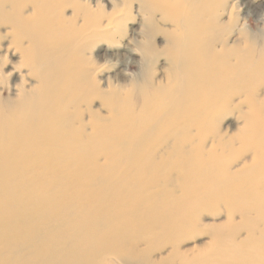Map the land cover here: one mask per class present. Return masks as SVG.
Returning a JSON list of instances; mask_svg holds the SVG:
<instances>
[{
    "label": "bare ground",
    "instance_id": "obj_1",
    "mask_svg": "<svg viewBox=\"0 0 264 264\" xmlns=\"http://www.w3.org/2000/svg\"><path fill=\"white\" fill-rule=\"evenodd\" d=\"M26 1L0 0V28L11 29L4 35L14 47L0 58V84L18 80L15 97L0 94V264H166L154 257L168 246L169 264H207L215 253L228 259L223 264H247L243 249L251 243L253 264H264V141L256 142L250 159L256 182L247 183L232 167L214 174L212 158L205 157L241 139L244 127L230 135L223 121L247 119L244 95H257L264 105L260 88L244 83L264 65L253 55L256 32L237 13L238 2L146 0L148 10L161 11L172 26L143 22L172 47L167 77L117 86L107 76L104 87L96 76L106 67L85 53L76 57L83 65L75 66L72 38L54 42L40 33L56 23L55 12L25 14ZM61 1L82 17V43L114 33V19L99 18L94 6ZM4 35L0 30V43ZM134 46H127L130 58L133 51L144 59L156 54L143 35ZM15 52L19 59L4 71ZM33 78L37 84L27 83ZM222 79L227 98L215 93ZM96 100L105 113L93 108ZM254 192L256 231L242 204L245 193ZM222 210L230 227H209L213 245L182 252L179 234L196 229L206 212Z\"/></svg>",
    "mask_w": 264,
    "mask_h": 264
},
{
    "label": "rangeland",
    "instance_id": "obj_2",
    "mask_svg": "<svg viewBox=\"0 0 264 264\" xmlns=\"http://www.w3.org/2000/svg\"><path fill=\"white\" fill-rule=\"evenodd\" d=\"M82 1L89 3L92 7L94 6L93 9L99 13V18H103L104 20L105 17H103V15L107 14L110 19H114V24L110 26L114 33L110 35V37H101L100 39L96 38L89 43H82L83 39L81 37V32L77 30V28L81 26L82 17L77 16L71 6H67L65 8L61 0H28L23 3L22 7L25 8V14H32L33 12H41V10H43L48 12L50 16L53 17L55 12L56 23L52 28L42 29L40 33L45 37V39L51 38V40L54 42H60L66 38H72L75 42L71 51V61L75 66L79 67L83 65L81 61L76 59L79 53H85V55L90 57L94 62L104 65L106 69L96 76V79L99 80L102 86H107V80L105 79L107 76H110V80L115 82L117 86H127L132 82L151 84L153 81V74L157 77V80H165L164 77H167L166 67L167 64L170 63L168 57L169 53H171L170 51L172 47H166V38L163 34L156 33V31L149 32V30L143 26V22L153 18L155 22L153 28L160 27L163 29H171V24L169 22L163 21L161 11L151 12L148 10V4L146 0ZM236 1L239 4V7L236 9L237 13L241 18L242 16H247L245 17V24H248L249 28L256 32V45L253 49V55L256 61H258V59H263L261 63L264 65V39L261 37L262 32L264 31V0ZM5 9H11V4L7 3L5 5ZM227 17H229L228 14L223 15L224 19ZM239 21L242 22L240 18ZM241 27L242 26L239 25V27L234 28V30L239 31ZM0 30L3 35L11 33V29L9 27L3 26L0 28ZM142 35L144 40L149 42L157 55L154 54L153 57L151 56L147 59H144L139 51H133L136 53V55L130 58L131 56H128L126 50L127 46L128 48L135 49V40L142 39ZM7 47L14 49V47L11 45V39L4 35L3 41L0 43V58L2 60L5 59L4 54H7ZM15 53L16 54L14 57H6V59H8V65L4 67V71H8L11 67L9 65L13 64V61L19 59V53ZM74 72L76 73V71ZM142 73H144L145 76L139 77V75H142ZM263 75L264 72H259L256 70V75L250 77L249 81L244 83L251 84L252 87L256 88V92L260 88V92L264 93V85L261 84ZM116 78L117 80H115ZM136 78H138L140 81H138ZM245 79L246 78L243 80ZM255 79L256 81L253 82ZM27 83L32 85L37 84L34 78L28 79ZM16 84H18V80L15 78L11 79L10 82L0 84V94L2 97H15L16 91H13L11 88ZM220 84V88L216 90L215 93L218 97L227 98L228 91L224 85L223 79ZM137 99H139L138 93ZM242 100V109L247 115V119L243 120V118H238L235 115H229L223 121L224 128L230 135L236 132L237 126L244 127V132L242 133L241 139L235 142L229 148H223V150L209 153L205 157L212 158L211 161H208L211 164L210 172L214 174H221L222 170L227 171V168L232 167L231 172H235V170L243 171L242 178L244 181L249 183L256 182V166H253L250 160L251 156L253 155V150L256 148L257 141H264V135L261 131V128L264 127L263 123H261V118L264 115V105L259 104V97L257 95H252V93L244 95ZM199 103L203 104L204 102L200 101ZM101 107L102 106L100 105L99 100H96L93 103L94 109H100ZM102 113H105L103 107ZM90 131L91 129L88 128V132ZM101 161H103V159H101ZM205 191L208 194L213 193L212 188H208ZM195 199L197 200L198 197H195ZM242 199L244 200L242 201V204L245 207L250 208L246 212L245 217L253 221L252 223L254 230L256 231V192L245 193ZM229 213H232V211ZM228 216L229 214H227L225 210H222L220 214L206 212V214L203 215L199 220V224L196 229L190 230L183 235L179 234L177 239H175V241L180 243V250L184 253L191 254L193 251H197L199 248H202L206 243L213 245V239L210 237V232L212 231L209 227H230ZM241 220L242 219L240 218L239 214L235 216V221ZM251 230H253L252 227ZM247 233V229H245L243 231L242 237L245 238ZM254 241H256V238L252 242ZM244 247L246 248L243 249V252L248 257L247 264H253L256 259V244L251 243L245 245ZM171 249V246L166 247L161 252H158L154 259H157L160 255L161 258L166 259V264H169V258H166V256L167 254H170L169 251ZM260 252L261 250H259V253ZM205 255L208 256L209 253L206 252ZM209 260L210 262L207 264L228 263V259H223L222 256L216 253L213 255V258H210ZM177 261L179 262L180 260L177 259ZM114 264L125 263L115 260ZM193 264H196V262Z\"/></svg>",
    "mask_w": 264,
    "mask_h": 264
}]
</instances>
